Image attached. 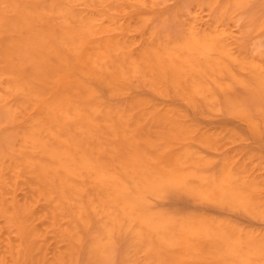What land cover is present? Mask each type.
<instances>
[{
	"label": "bare ground",
	"instance_id": "bare-ground-1",
	"mask_svg": "<svg viewBox=\"0 0 264 264\" xmlns=\"http://www.w3.org/2000/svg\"><path fill=\"white\" fill-rule=\"evenodd\" d=\"M144 3L146 0H0V108L10 114L22 109L31 123L21 133L22 142L14 149L17 151L0 156V212L17 220L22 234L27 236L26 249L18 246L17 255L4 264H83L84 249L90 259L104 256L117 237L127 235L135 248L134 256L140 247L143 257L138 261L128 256L125 264H264V238L249 234L251 238L247 240L246 234L243 237L228 225L206 227L197 220L195 225L193 219L186 217L179 221L181 217L151 204L148 195L161 193L164 185L178 183L176 186L184 188L187 183L194 184L187 180L191 179L186 170L192 153L182 148L180 141L201 131L186 121V116L183 118L181 108L180 112L174 106H169L171 110L168 106H164L167 110L162 106L157 109L151 98L148 101L139 94L127 95L132 78L148 79L152 88L157 82L155 86L167 93L176 85L180 89L176 90L189 101L190 92L200 90L194 87L200 88L206 82L203 77L207 74L202 75L200 66L206 67L203 73H212L210 70H217L223 62L219 59L216 63L211 55L214 62L210 58L209 65L214 67L209 70L202 53L208 44L203 47L204 42H199L202 46L197 44L195 48L197 42L193 45L188 41L190 37L185 39L186 43L180 41L185 45L178 46L176 42L177 48L181 44L187 50L189 42L198 51L194 58L201 51L203 61L197 62L199 56L195 60L188 58L195 55L193 48V53L178 49L188 54L187 58H180L176 52L178 62L170 36L159 41L165 34L156 28L148 32L156 42L145 39L147 44L140 41L141 45L135 48L136 43L122 32V23L114 18L112 10L127 11ZM192 35L193 41L207 42L213 38V44L221 46L220 37L199 32ZM254 62V72H261L262 68ZM186 69L196 75L191 76ZM159 82L170 83V87ZM185 85L191 88L186 90L189 94L183 90ZM208 90L199 93L214 98ZM123 93L129 97L124 101ZM121 94V101L113 99L121 98ZM176 149L182 152L184 160L176 155ZM178 165L186 169L177 171ZM200 178L199 186L194 184L196 190L205 186ZM23 187L29 196L20 203L14 199L15 191ZM13 192L10 206L8 195ZM40 198L44 205L34 208ZM47 216L55 239L64 242L52 258L46 253L49 240L44 241L47 224L43 223L42 228L37 223ZM190 220L194 223L189 224ZM195 236L204 237L202 243L195 241ZM240 241H244L242 249L246 246L247 253L240 250ZM236 244V251L242 253H236L235 259L246 255L237 263L224 251L232 250ZM8 248L12 252L10 240ZM4 260L0 253V264Z\"/></svg>",
	"mask_w": 264,
	"mask_h": 264
},
{
	"label": "rangeland",
	"instance_id": "rangeland-1",
	"mask_svg": "<svg viewBox=\"0 0 264 264\" xmlns=\"http://www.w3.org/2000/svg\"><path fill=\"white\" fill-rule=\"evenodd\" d=\"M129 10L131 12L127 13ZM112 13L114 18L122 23V32L128 34L129 38L136 43L134 45L135 48L141 45L145 39H149L147 42H156L155 39H150L148 36V32H150V30L153 31V28H156L155 30L159 29L160 32L165 34L160 40L157 38L159 41H164L166 37L170 36V42L175 46L173 50H176L174 51V55H177L176 52H179V54L182 52V54H178L180 58H182L183 55L188 56L187 53L185 54V52L182 51L185 47L181 48V44L180 48H177L179 43L184 42L187 37H190L188 41L191 40V43L197 42L196 44L192 43L193 45L195 44L194 47L197 46V44V47H199L200 44L204 42L203 47L206 46V43L209 49V45L211 44L209 41L213 40L212 44L216 42L213 38L207 42H205L206 40L193 41L192 33L194 32H199L201 34L206 33L221 38L220 44L223 49L221 46L219 47L213 44V47L211 44L210 46L214 48L211 47L209 49L211 50V54L208 53L207 47H205L202 52L205 56L203 60L207 63L206 65L209 70L210 67H214L209 65V62L211 63V60L213 61V57L216 59V63H218L219 59L223 62L220 66L216 64V68L218 69L214 70L212 68L214 70H210L212 73H203V68L205 69L206 67L205 65L203 68L200 66L202 75L207 74L203 77V80L205 79L206 82L204 83L209 87L210 91L208 88H204V83H201L202 85L200 88H198V85L194 87L197 90L200 89L199 92L207 89L210 93L208 95L214 94V98L207 96L206 93L205 95L202 94V92L199 93L196 89L194 90L197 91V93L191 94L190 92L189 94L186 90L190 91L191 88L185 85L189 89L183 86L185 94H189V96L192 95L188 101V99L184 98V93L182 94L177 91L180 89H177L176 85H172V88H170L171 90L168 89L170 92L167 93L166 90L161 89L160 85V87H157V85L155 86L157 83L156 81L155 84L152 82L153 88L150 83L151 81L139 76V78H132V82H130L133 83V85L132 87L129 86L131 89H127L130 92L129 94L127 93V95L133 94L130 95V97H132L139 94L142 98H149L148 101H151V98L154 103L156 102V106L159 107H157V109H160L161 106L163 107L161 109L164 110H167V106H174V108L178 109L181 108V112H183L184 115L183 118L185 119L186 116V121L189 120L192 124L194 123L193 125H196L198 131H201H196L194 134L189 132L192 136L189 134L185 136L184 139L181 140L182 142L180 141V145L182 144V148L185 147L186 151L188 149L189 154L192 153V157L189 158L188 162L186 161L189 154L187 153L188 156L186 155L185 162L187 163V169L183 167L189 174H187L185 170L183 173L187 174L191 179L187 180L189 182L193 181L194 184H196L195 186L198 187V178L201 176L202 178L200 179L206 182L205 186L200 188L201 190L199 188L196 190V188L194 189V184L191 182L193 186H190L191 188L187 185L189 183L185 184L184 188L182 185L180 187L179 185L176 186L178 183L171 184L172 187L167 184L162 187L163 191L160 190V192L162 191L161 193H151L148 197L152 200L151 204L153 202L152 205H154V207L177 215L179 218L181 217L179 221L183 220V217H186L188 219H193L194 222L197 220L200 222L198 224L202 223L201 226L204 225L206 227L228 225L229 229L233 227L235 230L236 228L239 231V235L243 237L247 236V240L251 238V235H253V238L255 236L257 239L264 238V0H146V3L142 4L140 7H129L127 11L124 9L123 11L114 9ZM143 17H145V19H143ZM142 38L144 39L142 40ZM181 40L184 41L180 42ZM140 41L141 43L139 44ZM176 42H178V46ZM184 43H186V41ZM188 44L190 47L192 46L189 42ZM188 44H186V46ZM182 45L185 44L182 43ZM189 46L187 47L188 53H193L194 47L190 49ZM178 49L182 50L179 51ZM187 50L185 49V51ZM195 50V55L192 54L193 57L189 56L188 58L193 59L196 56L198 51L197 49ZM223 50H225V52ZM202 53L200 51L198 54L200 55ZM176 55L175 59L177 60ZM211 55L213 57H211ZM187 56L183 58H187ZM201 57L199 60L197 58H194V60L197 59V62H199L202 60ZM180 58L178 59L180 60ZM191 59H189V61ZM247 59L250 60L247 61ZM183 60L182 62L186 63ZM194 60H191V62ZM253 60L258 63L254 62L256 67L258 65V68H262L261 72H259L260 69L254 72L253 66H251ZM193 63H195V61ZM222 65L223 67H221ZM192 66L196 65L192 64ZM188 68L190 69L191 67ZM198 69L199 68H196L195 72H197ZM184 71L189 72L191 76L196 75L190 72V70L186 69ZM253 73H258V75H260L257 76L259 79H257L256 75L252 76L251 74ZM140 75L142 74L140 73ZM187 76L188 74L186 77ZM199 76L201 77V75ZM196 79H199L198 76ZM143 80H145V82ZM259 80H262L263 83ZM160 83L161 82H159V84ZM168 84L161 83V85H166V87ZM223 84L226 86L224 87ZM155 87H157V90L154 89ZM168 87H170V85ZM159 88L165 91V93L160 92L161 90ZM194 90L192 88V91ZM125 93H123L124 96ZM123 95L121 94V98L116 96L113 99L121 101L124 97ZM139 95L136 97H139ZM127 98L129 97L125 96L122 101ZM186 98H188V96ZM151 103L152 102H149L148 105ZM152 105L154 107L153 103ZM164 106L166 107L164 108ZM171 107H169L170 110ZM30 124L27 114H25L22 109H19L17 114H10L8 111L0 108V156L3 154H5V156H10L13 154V151H17L14 149L16 147V149H18L19 144L22 142L21 133L28 128ZM189 136L190 138H188ZM181 138L182 137L178 139L180 140ZM177 146H175V148H178ZM179 149H176V155H181L182 152L178 153ZM14 153L16 154V152ZM180 157L178 156L179 159H177L180 160ZM8 159L9 158H7V160ZM181 162L182 159L180 160V163ZM177 167V171L182 168L179 165ZM192 172L199 176L197 178L196 176H192ZM203 181H201V183ZM173 185L176 188H173ZM238 185L240 186L239 189ZM166 187L167 189L168 187L172 189L169 188L170 190H167ZM164 189H166V191H164ZM15 192H17V197L14 199L20 203L24 202L26 197L29 196L26 187L19 188ZM13 194L14 192L8 195L10 206H12L10 200L13 199L10 195ZM152 194L153 196L150 198ZM39 200L40 201L36 200V202L38 201L37 204L36 202L34 203L38 207L34 205V208H39L44 205L41 198ZM191 222L193 221L190 220L189 224H191ZM196 222L194 223L195 225L197 224ZM37 223L42 228L47 224L45 225L46 233L44 235L47 239H44V241L49 240L46 242L48 247L46 253L48 258H52L56 250L64 245V242L60 243L55 239L54 231L48 226V216L43 219L39 218ZM43 223L45 224L43 225ZM194 224L192 225L194 226ZM199 226L200 225L197 227ZM228 227L227 231H230ZM232 232H228V234H233L234 232ZM243 234H246V236ZM191 237L193 238V236ZM195 237L197 239H195V241L202 243L204 237ZM6 238L8 239L5 240ZM241 238L242 237H239V240L245 241V238ZM8 240L13 244L12 252L8 250L10 249L8 248ZM234 241L235 243L238 242V238ZM241 241L237 243L239 245L242 244L241 246L238 245L239 248L241 247L240 250L243 244H245L243 243L244 241ZM26 243L27 236L24 233L22 234L20 223L15 219L6 218L0 212V253L5 256V260L1 264L10 263L13 260V256L17 255V247L21 246L23 249L26 247ZM237 244L236 247L235 245L232 246V250L228 249L227 251L225 248L226 245L223 248L226 249L224 250L225 254H230V259H234L236 263L238 262L237 260L240 258L243 259L246 256L241 254L244 257H240L238 254L247 251L245 246L246 249H242V252L238 250V253L236 251ZM234 249L235 253L233 254ZM138 250L139 253L134 256L135 248L130 245L129 235L119 236L116 238V243L108 249L106 255L90 259L89 254L86 249H84L81 254V259L83 264H125L128 256H134L138 261H141L140 258L143 257V252L140 247H138ZM236 253H238L237 255L239 257L237 260L235 259L237 258L235 255ZM239 263L242 264L240 261L238 264Z\"/></svg>",
	"mask_w": 264,
	"mask_h": 264
}]
</instances>
